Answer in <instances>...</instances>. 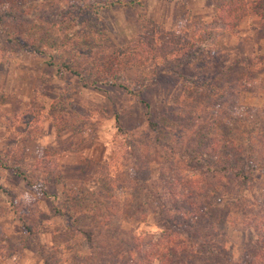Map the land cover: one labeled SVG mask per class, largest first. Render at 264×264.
<instances>
[{"label":"rangeland","instance_id":"1","mask_svg":"<svg viewBox=\"0 0 264 264\" xmlns=\"http://www.w3.org/2000/svg\"><path fill=\"white\" fill-rule=\"evenodd\" d=\"M244 1V14L225 25L215 0H10L0 25V151L23 140V159L42 158L50 182L27 186L0 165V264H100L98 242L125 248L135 235L157 243L172 227L151 188L177 182L176 191L203 194L211 181L221 195L205 214L214 228L204 230L243 263V245L256 238L243 216L261 213L264 201V0ZM8 37L40 51L12 49ZM130 41L137 47L112 71L139 97L83 87L48 64L89 44L86 60L100 62ZM231 140L244 161L226 153ZM111 212L110 229L100 222Z\"/></svg>","mask_w":264,"mask_h":264},{"label":"trees","instance_id":"2","mask_svg":"<svg viewBox=\"0 0 264 264\" xmlns=\"http://www.w3.org/2000/svg\"><path fill=\"white\" fill-rule=\"evenodd\" d=\"M115 1L121 2L122 0H113V2ZM215 3L220 10L217 18L225 25L236 22V20L247 10L246 2L244 0H215ZM262 3L264 5V1ZM254 7L255 6L252 5V9ZM11 9L12 5L10 0H0L1 26H3L4 19L9 15ZM259 13L264 19V8ZM88 23L92 25L90 21H88ZM7 42L12 49H25L30 52L40 51L37 46L38 44L30 43L26 40H20L19 38L8 37ZM140 42H142L141 39ZM137 44V41H130L120 48L106 50V54L102 55V60L100 62H97L95 59L86 60V58H90L87 54L90 52L92 53L94 48V44H89L90 47L85 48L87 50L80 49L78 54L73 53V56L63 59H49L48 64L57 67L60 71H67L70 74L77 76L83 87L101 83L118 87L125 90L127 93L139 97L140 90H132L128 84L119 79L116 72L112 71V69H118L120 71L118 68L119 65L128 59L127 55L133 53ZM76 48L77 47L72 48L71 51L74 50L77 52ZM116 61L117 64L114 63ZM140 101L148 108V102L146 100L140 99ZM150 123L152 125V122ZM116 126L120 129V121L118 118L116 119ZM227 146L229 149L226 153L232 154V160L234 162H238L240 159L244 161L243 159L247 158L245 157L246 153L243 154V152H236V150H239V147H236L234 140L227 143ZM23 148V140L18 141L16 145L12 147H10V144L8 143L2 150L4 153L0 151V165L6 169L13 170L19 178L25 181L27 186H34L38 180H42L43 174L41 169L45 167L44 165L46 163L42 158L35 160L34 164L26 162L21 155ZM235 153L238 154V156H236L237 159L234 156ZM240 155H243V157ZM171 157L174 158V156ZM176 163L177 162L174 160L173 165ZM237 166H233L232 172L235 171L237 179L242 180L244 177L241 175L238 176L236 169ZM137 179L138 178L133 177L130 182L137 181ZM42 181L43 183L45 181L46 183L50 182L47 177ZM199 181V179H195L193 183L198 184ZM209 183L211 184V188L208 186L209 191L207 193L204 192L203 194L190 188L186 189V192H184V190L176 191L172 187L177 185V182L171 184L169 188H166L160 193L153 191L151 188L149 191L151 198L156 199L160 195L158 201L159 209L163 213L162 218L171 225L173 232H165L164 235L157 237H161L157 243L151 241L152 236L145 239L143 236L131 235L129 245L125 248L122 245L114 247L108 242H98L99 246L97 247V252H95V254H98L103 258V261L100 264H143L144 262L145 264H153L156 260L158 261V264H220L218 257L215 255L216 253L222 254V260L225 264H240L239 260H234V257L227 253L225 243H219L215 235L211 232L207 233L204 230L205 224L207 227L206 229L209 228L213 230L214 228L212 226V219L209 218L210 221H207V215L205 214L206 212L215 210L213 208L214 196L221 195V193L218 192L220 186H216L215 182L212 181ZM203 186H205V184ZM203 186L198 189L202 190ZM87 193L89 194V191L87 192L83 190L74 197L82 199V195ZM91 193L96 194L94 191L90 192V194ZM210 193L212 199L208 202L207 198H210ZM163 200H171L173 202L171 204H163ZM183 204H185V206H182ZM259 207L262 214L259 213L256 215L255 212H253L254 209L251 208L249 213L243 216L244 221H241L243 226L253 228L256 233V238L253 243L244 244L242 247V264H264V201L259 204ZM241 209L242 207L238 208V210ZM201 212H203V214H201ZM241 213L244 215V212ZM113 214L114 212H111L109 215L105 216V219L107 220L100 222L103 227H110L111 229V221L114 219ZM186 215H188V218ZM228 221L230 225H234V222L230 218ZM119 232H121V228H117V233ZM84 235L89 244H92L93 232H84ZM114 240L118 239L115 238ZM141 247L145 249L147 248L144 255L141 254L143 251ZM93 257L94 254L92 258ZM76 264H92V262L84 259Z\"/></svg>","mask_w":264,"mask_h":264}]
</instances>
